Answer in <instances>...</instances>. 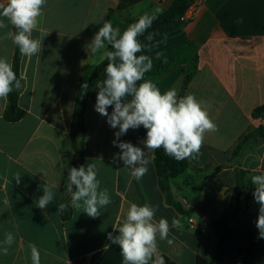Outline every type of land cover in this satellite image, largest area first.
<instances>
[{
	"label": "crops",
	"instance_id": "0c3cea01",
	"mask_svg": "<svg viewBox=\"0 0 264 264\" xmlns=\"http://www.w3.org/2000/svg\"><path fill=\"white\" fill-rule=\"evenodd\" d=\"M172 1L145 0L120 9L119 0H46L32 33L42 40V51L22 59L19 105L24 117L8 122L4 117L7 98H0V248L6 232L15 236L8 254L0 252V264H32L29 244L38 248L40 264H123L120 249L108 234H118L133 202L158 206L156 219L166 218L170 225L173 218L180 220L181 227L170 230L171 245L158 241L163 260L197 264L198 257H214L213 221L232 203L238 168L253 175L264 173V140L231 163L239 138L250 128L264 126V118L253 115L264 106V0H200L188 11L185 27L151 41L138 53L152 60L189 43L198 48V72L184 95L191 93L205 102L218 130L206 134L199 158L189 159V169L170 182L182 211L168 203L161 190L155 152L146 153L152 162L139 181L131 177L123 161H113L120 152L112 143L119 129L111 128L107 117L95 111L98 85L106 79L104 71L85 109L82 165H96L100 188L108 189L112 203L97 218L72 208L65 221L62 212H57L58 204L64 202V179L75 162L71 130L76 100L102 62L88 44L106 20L118 27L157 8L165 11ZM8 30L15 29H0V37ZM15 50L11 40L0 38V58L13 65ZM186 66L185 61H178L155 84L162 92L175 88L181 96ZM112 110L107 109L109 114ZM145 138L146 130L140 127L119 139L144 148ZM17 174L21 175L19 184ZM45 183L59 187L54 201L41 210L36 201ZM5 196L10 200L7 207ZM242 205L243 220L256 223L259 205L254 197L244 199ZM189 218L195 220V229L188 226Z\"/></svg>",
	"mask_w": 264,
	"mask_h": 264
},
{
	"label": "clouds",
	"instance_id": "9594fccd",
	"mask_svg": "<svg viewBox=\"0 0 264 264\" xmlns=\"http://www.w3.org/2000/svg\"><path fill=\"white\" fill-rule=\"evenodd\" d=\"M45 5L46 0L0 2V29H8L9 26L15 29L6 31L0 38L11 40L21 55L32 57L40 54L42 40L33 38L32 33L38 27ZM162 11L157 8L151 14L144 13L123 31L106 20L88 44L93 56L107 61L104 69L106 79L98 85L95 111L107 117L111 128L119 129L112 143L120 152L114 154L113 161H123L124 167L130 169L131 177L137 181L148 172V165L152 162L146 153L162 148L166 155L177 161L196 160L201 155L206 134L218 130L203 100H198L191 93L178 96L175 88L162 92L153 81L144 79L153 63L147 55H138L144 47L139 37ZM151 38L149 34L147 39ZM22 79L23 76L17 78L13 65L6 58H0V98H7L14 89H19ZM109 107L113 108L111 114L107 111ZM140 127L146 130V138L141 142L144 148L119 139L130 129ZM20 177V174L15 176L17 184ZM68 181L67 190L73 209H83L89 217L97 218L101 215L100 210L112 203L108 189L100 188L95 164L69 168ZM251 183L255 187L254 200L259 205L256 227L259 238L264 239V173L253 175ZM58 187L56 183L43 184V195L36 201L41 210L54 201ZM3 203L9 206L7 196ZM67 207V204L59 203L57 212H63ZM157 209L158 206L149 202L142 205L130 203L118 234H108L111 243L119 247L123 264H164L158 241H167L171 245L170 230L180 228L181 222L173 218L170 225L166 218L156 219ZM14 241V234L6 232L0 252L7 255ZM29 249L32 264H40L36 245L29 244Z\"/></svg>",
	"mask_w": 264,
	"mask_h": 264
},
{
	"label": "trees",
	"instance_id": "16d2710c",
	"mask_svg": "<svg viewBox=\"0 0 264 264\" xmlns=\"http://www.w3.org/2000/svg\"><path fill=\"white\" fill-rule=\"evenodd\" d=\"M120 9H128L133 5L145 0H119ZM198 0H173L171 6L158 14L151 27L139 37L142 45L145 47L148 43L157 38L173 33L185 27L189 20L185 16ZM138 18H129L126 23L119 24L118 27L123 31L127 26L135 22ZM151 34L152 38L147 39ZM143 47V48H144ZM111 50V46H109ZM23 55L16 46L13 58V70L17 74V78L22 76ZM185 61L187 66L183 71V87L181 96H184L189 85L198 72L199 55L198 48L195 43L171 49L152 59L153 66L151 70L145 73L144 79L151 80L154 83L164 73L169 71L178 61ZM107 65V61H102L92 74L89 84L82 96L76 100V106L72 121V146L75 153V162L73 167L82 166L84 156V134L86 133L85 109L88 98L93 87L98 81ZM24 81L21 80V87L14 89L7 97V106L4 117L8 122L15 123L20 121L25 111L19 105L20 93L23 88ZM256 118H264V106L256 109L253 113ZM264 140V126L260 128H250L238 140L236 146L232 150V161L234 163L240 157H243L251 146ZM154 164L159 178V185L167 202L177 207L180 211L182 208L175 202L170 182L185 173L191 162L189 159L177 161L173 157L164 153L163 149L156 150L154 154ZM253 174L242 168L237 170L236 186L233 190V198L231 205L223 212V214L213 221V228L217 238L216 252L212 259L198 257L197 264H264V239L259 238V231L256 223L244 221L242 218L243 200L253 197L255 187L251 183ZM68 175L64 179L62 190L64 192V202L68 205L62 212V219L68 220L71 217L72 207L70 206V193L67 190ZM75 190V189H73ZM164 264H177L169 258L164 259Z\"/></svg>",
	"mask_w": 264,
	"mask_h": 264
},
{
	"label": "built area",
	"instance_id": "2783aa9c",
	"mask_svg": "<svg viewBox=\"0 0 264 264\" xmlns=\"http://www.w3.org/2000/svg\"><path fill=\"white\" fill-rule=\"evenodd\" d=\"M198 1H200V0H198ZM198 1H197V2H198ZM197 2H196V3H197ZM196 3H195V4H196ZM191 7H192V6H191ZM191 7H190V9H191ZM190 9H189V10H190ZM189 10H188V11H189ZM185 19L188 20V12H187V14H186V16H185ZM188 226H189L190 228L195 229V228H196L195 220L192 219V218H189V220H188Z\"/></svg>",
	"mask_w": 264,
	"mask_h": 264
}]
</instances>
